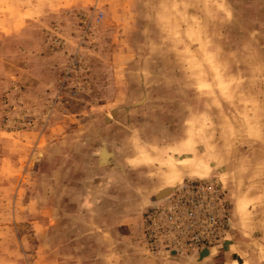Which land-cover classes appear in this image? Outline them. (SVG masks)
I'll return each instance as SVG.
<instances>
[{
  "label": "rangeland",
  "instance_id": "rangeland-1",
  "mask_svg": "<svg viewBox=\"0 0 264 264\" xmlns=\"http://www.w3.org/2000/svg\"><path fill=\"white\" fill-rule=\"evenodd\" d=\"M186 186L223 194L211 249L151 228ZM263 209L264 0H0V264L262 261Z\"/></svg>",
  "mask_w": 264,
  "mask_h": 264
},
{
  "label": "built area",
  "instance_id": "built-area-1",
  "mask_svg": "<svg viewBox=\"0 0 264 264\" xmlns=\"http://www.w3.org/2000/svg\"><path fill=\"white\" fill-rule=\"evenodd\" d=\"M195 188L184 187L183 190L192 193L189 199H174L154 210L149 220L151 228H168L174 235V244L199 252L219 243L226 235L229 223L221 191L214 186Z\"/></svg>",
  "mask_w": 264,
  "mask_h": 264
},
{
  "label": "crops",
  "instance_id": "crops-1",
  "mask_svg": "<svg viewBox=\"0 0 264 264\" xmlns=\"http://www.w3.org/2000/svg\"><path fill=\"white\" fill-rule=\"evenodd\" d=\"M210 157H211V155H210ZM210 157H209L208 163L211 165L212 161H211ZM202 162L203 161L198 157L197 153L194 150H192V154L190 156H187V157H184L181 159H177V158H175V156H173V158H170L169 163L167 164L168 172H167V174H165L163 176V179L161 180L163 186H162V188H160V193L158 195L163 193L165 190L170 189V188L165 189V186L172 184L175 180L182 179L183 176H185V175L196 176L198 173V167L197 166H199V164H202ZM187 166H190V168H188ZM234 203H235V208L232 209L231 211H233L235 213L238 211V209H239L238 207L241 206L243 204V202L241 199L237 198V199H235ZM261 224H264V221H262V220L258 221L257 227L260 228L262 226ZM256 232L261 235L257 239L258 240H264V227H262V229H257ZM242 251H246V254H247L246 257L248 258L247 262L240 263V262H237L233 259L232 262L229 264H232V263L233 264H247L248 261H250V264H264V257L262 258V261H260L261 256H260L259 252H257L256 255H253V254H249L247 249L242 250ZM226 253H228V252H226ZM211 255H214L213 250H210L209 254L207 256H211ZM239 256L241 259H243L242 253Z\"/></svg>",
  "mask_w": 264,
  "mask_h": 264
},
{
  "label": "water",
  "instance_id": "water-1",
  "mask_svg": "<svg viewBox=\"0 0 264 264\" xmlns=\"http://www.w3.org/2000/svg\"><path fill=\"white\" fill-rule=\"evenodd\" d=\"M167 193H169V190H165L163 193H161L158 197H162L164 195H167ZM209 254V251L208 250H205L202 254H201V257H204L205 255H208Z\"/></svg>",
  "mask_w": 264,
  "mask_h": 264
},
{
  "label": "bare ground",
  "instance_id": "bare-ground-1",
  "mask_svg": "<svg viewBox=\"0 0 264 264\" xmlns=\"http://www.w3.org/2000/svg\"><path fill=\"white\" fill-rule=\"evenodd\" d=\"M104 151H105V150H104ZM104 151H103V152H104ZM103 152H102V155H103ZM102 157H103V156H102ZM103 159H104V158H103ZM106 160H107V159H106Z\"/></svg>",
  "mask_w": 264,
  "mask_h": 264
}]
</instances>
